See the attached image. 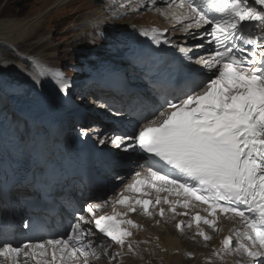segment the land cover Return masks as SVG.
I'll use <instances>...</instances> for the list:
<instances>
[{
    "label": "snow or ice",
    "instance_id": "snow-or-ice-1",
    "mask_svg": "<svg viewBox=\"0 0 264 264\" xmlns=\"http://www.w3.org/2000/svg\"><path fill=\"white\" fill-rule=\"evenodd\" d=\"M169 7L184 10L171 13L177 23L189 21L183 24V31L202 30L211 37L209 43H214L215 48L207 57L195 59L200 68L191 69L186 91L172 100L166 98L167 107L159 115L139 126L138 131L114 133L110 141L100 143L110 142L125 152L138 150L144 154V162L138 165L125 191L136 192L139 186L146 185L157 194H175L176 200L157 195L155 204L163 201L169 205L167 211L176 215H188L176 212L177 206L194 208L197 205L193 201L206 205L203 210L208 215L197 212L188 224L191 227L195 223L197 235L205 241L212 237L200 227L201 222L215 232L218 215L238 218L242 227L224 236L214 254L222 256L235 248L246 264H264V0H171ZM191 35L196 39L197 33ZM153 40L159 43L156 36ZM196 47L205 46L201 43ZM179 50L188 51L184 47ZM35 69H40L38 75H48L39 65ZM51 75L60 92L69 87L61 73ZM152 203L136 199L133 204L129 197L121 195L113 204L126 205V211H116L114 207L112 215L98 216L94 213L101 205L89 204L83 211L93 216L79 215L66 239L13 245L7 232L0 231V257L4 258L0 264H28V259L21 257L35 260L36 264H55L57 252L61 261L80 264L83 258V264H88L92 237L103 234L125 247L132 236L128 226L140 227L127 219V214L139 205L145 215H151ZM164 213L161 207L159 215ZM88 224H94L95 230L85 227ZM176 228L181 229V223ZM232 235L237 237L235 242ZM46 246L53 249L51 261L45 259ZM127 247L131 252L130 241Z\"/></svg>",
    "mask_w": 264,
    "mask_h": 264
},
{
    "label": "bare ground",
    "instance_id": "bare-ground-1",
    "mask_svg": "<svg viewBox=\"0 0 264 264\" xmlns=\"http://www.w3.org/2000/svg\"><path fill=\"white\" fill-rule=\"evenodd\" d=\"M67 1L69 0H56L52 7L63 6ZM103 1L105 5L100 7L96 14L84 18L81 23L75 25V28L79 29L77 30L80 34V38L77 40H89L90 45L93 46L91 49H94V46L97 48V52L94 55L95 64L93 63L94 66H92L94 69L91 70L92 76L90 78L94 79L95 82L100 83L101 76L98 73L102 72L105 66L113 62H123L125 59L131 57L133 52L130 53L127 49L130 45L136 43L135 33L145 28L157 27L163 30L166 29V31H170V38L176 45H179V47H190L186 49L192 52L199 49L196 47L197 44L193 46L190 45L194 40L198 39L197 37L193 39L191 34L197 33L199 29H190L188 32L183 31V24H187L189 21L185 20L182 23L176 22L171 13L176 11L179 14L182 13V11L179 8L169 7L171 0H137L138 2L135 0ZM132 1H135V3L124 6ZM92 4H94V2ZM48 9L50 10L51 8H46L45 11L39 13L34 19H27L23 22L7 21L1 24V31H6L9 37L8 40H11L9 46H14L26 39L30 33V27L40 22V19L45 16ZM38 27H36L34 31H36ZM108 32L112 34L108 36ZM34 35L35 33L32 34V36ZM9 65L7 68H10L13 72L15 71L14 73L17 76H21L20 71L16 70L14 67L11 69L14 65ZM44 68H46V66H44ZM30 86L32 89L38 90L36 88L37 82H32ZM19 87L22 88L23 86ZM90 88H95V86H91ZM8 91L7 89L6 93ZM16 91L18 92L15 88L13 93H16ZM9 94H7V96ZM3 99L4 97L2 100ZM7 100L8 97L6 99V105L8 108H11L9 110H11L19 120L22 119V123H24H19L20 126L24 125L22 130H17V127L20 129V126H17L15 130H9L10 128L4 125L3 122L0 123V149H9L10 153L7 154V157L14 162L13 165L16 167L15 173H17L21 171L28 161L39 164L42 160L44 161L49 150L58 148L56 144L48 142V140H54L56 138V133L55 135L52 133L48 134L46 140L41 138L39 133L43 131L42 127L46 125V123H51L52 121L60 123L63 118V111L57 104H55L54 111L48 113L40 103H34L32 107H30V99H28L26 105H20L19 102L15 100L8 104ZM40 101L45 102L46 100L41 98ZM68 118H71V116L66 119ZM90 134L93 135V133ZM110 146H112L111 143ZM61 150L64 151L65 149ZM121 156V153H117V157ZM133 162L138 163V160H133ZM7 169L12 170V166L0 168L2 172ZM2 175L3 174H1L0 177ZM4 177H6L5 174ZM133 216H135L140 227L130 229L132 236L127 238L125 247L121 248V246L116 245L118 252L115 254V259H117L118 264L122 262L123 264H156L157 262L161 264L184 263L181 262L180 256L182 250L180 245L181 238L172 233L169 228L170 224H163L162 221H152L153 226L151 227V221L145 219L143 216ZM227 228L228 226H224L223 229L217 233L206 231L212 238L208 240V242H205V244H213V248L211 249V254L208 251L205 253L212 258L211 260L214 264H223L224 260L219 261L217 259H222L223 256H227V254L222 256L214 254V251L221 247L220 241ZM189 231L192 234H194V232L197 234L195 228L191 227ZM174 233L176 232L174 231ZM196 239L200 241L203 240L199 235H197ZM129 241L132 244L131 252L127 247ZM193 244L198 243L194 242ZM175 252H178V255ZM108 257L109 255H106L105 258L101 259L97 264L105 263ZM91 259L93 261L97 258L92 256ZM194 259L198 261L199 255L195 254ZM94 262H96V260Z\"/></svg>",
    "mask_w": 264,
    "mask_h": 264
},
{
    "label": "rangeland",
    "instance_id": "rangeland-1",
    "mask_svg": "<svg viewBox=\"0 0 264 264\" xmlns=\"http://www.w3.org/2000/svg\"><path fill=\"white\" fill-rule=\"evenodd\" d=\"M55 1L0 0V26L7 21L23 22L27 19H34L39 13L45 11L46 8H51L46 11L45 16L40 19V22L30 27L31 30L28 37L14 46H9L11 40H8V33L0 29V122H3L6 126L9 124L8 128H10V124H15V119L17 120L18 118L9 110L11 108H8L6 105L7 97L8 104L15 100L20 105H26L28 99H30V107L34 103H40L48 113L54 111L55 104L57 103L62 109L66 110L65 106L67 102L71 101L69 97H74L83 100L86 106L92 110V113L102 111L107 114L104 108L102 109L98 103L96 104L95 101L89 98L90 96L86 95L85 98H80L85 95V87H82V83L87 86L88 82L80 81L79 79L85 71H88V69H84L86 66H94V55L97 52V48L94 46V49H91L93 46L90 45L89 40H77L80 38V34L79 29L75 28V25L81 23L84 18L96 14L97 10L105 5V2L103 0H69L63 6L52 7ZM93 2L94 4H92ZM36 27L38 28L34 31ZM34 33L35 35L32 36ZM111 34V32H108V36ZM9 64L14 65L11 69L14 67L20 71L21 76H17L14 73L15 71L13 72L10 68H7ZM35 65H39L48 75H38L40 69L34 70ZM60 71L64 75L66 74V79H73L68 81L69 87L64 92L59 91L58 85L51 75L52 72L61 73ZM90 72L91 70L89 74L87 72L88 75L86 76L91 78L92 72ZM37 80L40 82L38 83ZM32 82H37L36 88L38 90L31 88ZM19 86L23 87L20 88ZM15 88L18 92L13 93ZM95 88L97 87L95 86ZM95 88H91L92 94L98 95L99 90ZM7 89L9 91L6 93ZM54 92L57 95L52 98ZM58 93H60V96ZM7 94L9 95L7 96ZM3 97L4 99L2 100ZM41 98H44L46 101H40ZM96 100L99 99L96 98ZM16 122L20 126L19 122ZM88 126H91L90 122L85 125V128ZM22 128L24 127L21 125L20 129L17 127V130H22ZM12 129L14 128L12 127ZM93 130V128L90 129L92 132ZM169 228L173 234L181 238L180 245L182 250L180 256L181 262H184L183 264L211 263V261L208 262L209 255L205 252L208 251L211 254L213 244L207 245V248L199 244H193L186 237L174 233L172 225H169ZM97 251V255L95 256L97 258L95 259L96 262L93 260L91 264H97L106 255H109V257L102 264H118L117 259H115V254L117 253L116 246L108 245ZM175 253L178 255V252ZM195 254L199 255L200 261L199 259L198 261L194 259ZM156 264L161 263L157 262Z\"/></svg>",
    "mask_w": 264,
    "mask_h": 264
}]
</instances>
